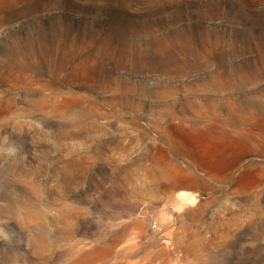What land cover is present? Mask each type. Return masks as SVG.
I'll list each match as a JSON object with an SVG mask.
<instances>
[{
	"label": "rangeland",
	"instance_id": "obj_1",
	"mask_svg": "<svg viewBox=\"0 0 264 264\" xmlns=\"http://www.w3.org/2000/svg\"><path fill=\"white\" fill-rule=\"evenodd\" d=\"M0 264H264V0H0Z\"/></svg>",
	"mask_w": 264,
	"mask_h": 264
},
{
	"label": "built area",
	"instance_id": "obj_2",
	"mask_svg": "<svg viewBox=\"0 0 264 264\" xmlns=\"http://www.w3.org/2000/svg\"><path fill=\"white\" fill-rule=\"evenodd\" d=\"M151 228L152 229H156V224L155 223H152Z\"/></svg>",
	"mask_w": 264,
	"mask_h": 264
},
{
	"label": "bare ground",
	"instance_id": "obj_3",
	"mask_svg": "<svg viewBox=\"0 0 264 264\" xmlns=\"http://www.w3.org/2000/svg\"><path fill=\"white\" fill-rule=\"evenodd\" d=\"M170 232V229L166 231V233H169Z\"/></svg>",
	"mask_w": 264,
	"mask_h": 264
}]
</instances>
